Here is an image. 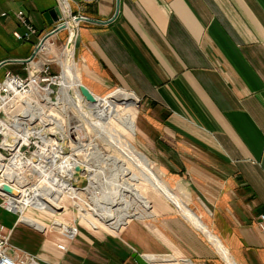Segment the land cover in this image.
I'll return each instance as SVG.
<instances>
[{
    "label": "crops",
    "instance_id": "0c3cea01",
    "mask_svg": "<svg viewBox=\"0 0 264 264\" xmlns=\"http://www.w3.org/2000/svg\"><path fill=\"white\" fill-rule=\"evenodd\" d=\"M59 1L0 0V78L5 71L23 77L46 60L56 74L57 55L73 33L80 83L113 106L125 98L100 96L115 88L138 101L137 143L180 201L150 181L171 201L157 195L149 211L138 201V213L92 209L115 233L70 224L74 234L43 238L34 229L35 247L24 251L42 264H137L133 253L148 264H264V233L254 225L264 211V0H118L116 10V0H65L66 28L33 55L54 27L43 15ZM17 11L35 29L27 40L13 36L24 31ZM20 68L24 74L15 72ZM112 116L129 128L124 114ZM27 212L31 217L24 212L1 225L9 240L16 223L34 228L35 219L50 235L49 216ZM79 215L96 228L87 213Z\"/></svg>",
    "mask_w": 264,
    "mask_h": 264
},
{
    "label": "rangeland",
    "instance_id": "374dc122",
    "mask_svg": "<svg viewBox=\"0 0 264 264\" xmlns=\"http://www.w3.org/2000/svg\"><path fill=\"white\" fill-rule=\"evenodd\" d=\"M63 50H65V47L63 48ZM63 50L60 52V54L66 52V50L65 52ZM60 54L57 55V62H60L65 58L64 55H62L64 56L62 57ZM68 62L73 63L71 60H69ZM55 66L58 70V66ZM73 71L76 78L78 79L75 67ZM15 72L24 74V71L21 68ZM54 90H57L56 87H54ZM57 91L58 93L57 96H55V99H53L55 92L51 96V99L53 101H55L56 98H59L60 86ZM42 93H48V91L46 90L38 93V91L33 90L30 91L27 97L29 98V95L32 97L35 96L39 101L38 104L46 109V113L43 116L37 117L31 112L30 118H36L38 121L42 122L43 125L49 124L48 128H58L65 136H67V133L70 131V136L65 142L63 152H65L66 154L70 152L72 154V163L79 161L78 159H84V164H88L89 169L91 170L88 171V168H84L85 172L80 173L79 175L74 174V176H76V178L74 179H67V175H63L62 177L64 178V180L69 181L73 187L70 185H59L58 183L53 181L51 177H44L38 186V189L41 192H44L42 193L43 195L37 191L38 196L33 198V201L42 207H35L36 209L38 208L37 210L22 207L19 208V216H21V218L24 212L28 217H31L28 215L27 210H30V212L33 213L38 212L39 214L41 213L43 215L46 214L49 216L51 227L50 235H47V233L49 232L47 224L35 218L33 219H35L37 223L34 228L21 222L16 223V225L12 227V235L9 240L11 248L13 246L22 250L30 251L34 249L35 246L33 245H35V243L33 240L37 237H35L32 231L37 230L36 232L39 233L43 238L51 236L55 233L62 234L68 232V230L55 223V221L58 219H60L63 224H67L69 227L70 224L77 226L78 230L79 228L84 227L90 231L93 230L102 233H115L113 232L114 228L104 224L96 218H99V216L93 213L92 209H98V211L103 212L105 211V208L108 207L127 209L123 204H121V206L118 204L109 205L103 204L102 201H100L102 204H97L94 200L91 199L93 194L97 196V198L100 197L99 192H97V190H93L94 186L96 184H100V182L104 180V177L108 178L110 176L112 161H109L108 158L114 156L115 162L119 158H121L122 160V157L120 156L122 153H120L119 151L116 152V150L114 151L113 147L108 144V140L102 135L100 129L97 128V125L95 126V124L93 123L88 124L85 119H81L79 112H77V110L69 102L61 104L62 106H60V104H47L41 97ZM111 93L120 94L123 98H125V103L120 105L115 104V106H113L107 101L94 96L96 100L95 102H90V104H93V106L92 104L91 106L99 114H103L106 117L105 121L107 122V124L113 127L114 130L118 131L133 146L135 151H138V153L146 159L145 163L147 164V167L151 171V173H153L158 178L161 184L168 190L171 195L178 199L175 193H173L168 188L169 185L161 176L158 165L151 161L150 156L146 152L144 147L138 145L137 143V139L135 136V122L137 121L138 117V114L136 112L138 110V102L135 106L130 94L122 88L112 89L100 97H105L107 95H110ZM104 106H106L107 109H105ZM102 110L107 111V114L102 113ZM116 112L124 114L126 120L128 121L129 128L122 126L119 122H117V120H115V118H113L112 115ZM49 113H51L53 117L50 116ZM59 122L62 123L60 124ZM95 147H97L100 155L105 157L107 160L102 162V159L94 154V152L96 151V149H94ZM102 168H104V171L101 170ZM92 172L94 173L95 177H93L92 182L88 184L86 176L88 175V173H91L92 175ZM58 176L61 178L60 175ZM119 180H121L123 190L133 199H135L137 203L140 202L147 211H149L150 209L149 200L156 198L157 195H161L167 200H170V198L166 197L167 195H165L162 191L154 188V186L151 184V182L155 183L153 179L149 178L144 172L137 170L129 163L126 164L124 172L122 173V176L119 178ZM85 207H87L88 210H86ZM84 213H87L88 219L96 225L95 229H91L85 222L81 220L79 214ZM15 217H17V214L0 210V225H2L4 228L10 227ZM31 234L34 236L28 237Z\"/></svg>",
    "mask_w": 264,
    "mask_h": 264
},
{
    "label": "built area",
    "instance_id": "2783aa9c",
    "mask_svg": "<svg viewBox=\"0 0 264 264\" xmlns=\"http://www.w3.org/2000/svg\"><path fill=\"white\" fill-rule=\"evenodd\" d=\"M60 9L65 12L67 3L65 0L59 1ZM15 17L18 23L24 27L22 33H13V36L18 40H27L30 35L35 33V29L26 21L22 11L15 12ZM82 17V16H79ZM71 20L78 18L71 16ZM75 21V22H76ZM73 44V33H70L66 39L65 48L71 50ZM42 46L39 48L41 49ZM51 61L46 60L34 68H26V75L19 76L5 71L0 78V164H8L11 159L13 151L19 154L23 160H28L26 166L22 167V173L27 180L23 188L28 193V183L36 182L35 173L38 167L51 168L54 160L58 159L64 163L67 155L62 147V141L66 142L70 136V131L63 139L55 132L50 131L49 124L43 125L36 118H30V113L36 110L38 99L33 96L28 98L31 88H35L38 92L48 91V97L51 98L55 92L53 99L57 94L59 85L58 78L61 73V66L57 62L58 71L56 74L50 73ZM56 87L57 90H54ZM30 96V95H29ZM42 129V136L39 137L37 132ZM54 130V128H53ZM65 145V143H64ZM61 146V148H60ZM42 151V152H40ZM61 155V157H56ZM21 160V159H20ZM79 166L82 171L74 172L73 166ZM71 167L72 174L83 173L82 161L79 159ZM2 185H6L14 189V184L3 180ZM1 185V186H2ZM69 185L71 183L69 182ZM0 186V207L8 212L16 213L19 221V213L12 210V201L15 199L10 196V193L1 189ZM73 187V186H72ZM11 202V204H9ZM255 227L264 233V211L260 212L254 221ZM76 232L75 226H70L67 233L74 234ZM9 230H5L0 225V264H42L38 257L34 254L28 253L20 248L13 247L9 243ZM56 247L60 250L64 249L63 245L57 244Z\"/></svg>",
    "mask_w": 264,
    "mask_h": 264
},
{
    "label": "bare ground",
    "instance_id": "6f19581e",
    "mask_svg": "<svg viewBox=\"0 0 264 264\" xmlns=\"http://www.w3.org/2000/svg\"><path fill=\"white\" fill-rule=\"evenodd\" d=\"M65 50H64L65 53L60 54L61 56L62 55L65 56L64 60L58 62L61 66V73L58 78L59 85H60L59 98H56V100L53 101L51 98L48 97L47 93H42L41 97L43 101L47 104H55V105L60 104V106H62L61 104L65 102H69L77 110V112H79L81 119H85V121L88 122V124L93 123L95 124V126L97 125V128L100 129L102 135L108 140V144H110L113 147L114 151L116 150V152L119 151L120 153H122L120 155L122 157V160L121 158H119L115 162L114 156L108 158L109 161H112V167L110 168V176H109L110 178L104 177V180H102L100 184H96L94 186L93 190H97V192H99L100 194V197L97 198V196L93 194L94 196L92 195L91 199L94 200L97 204H102V203L109 204V205L118 204L120 206L121 204H123L127 208V210H130L131 212H134V213H138L140 204L137 203L135 199H133L130 195H128L123 190L122 185H121V180H119V178L122 176V173L124 172L126 164L129 163L137 170L144 172L149 178L153 179L155 184L160 189L164 191L165 189L162 187L158 179H156L151 173V171L148 169L147 164L145 163L146 159L141 154H139L138 151H135L133 146L118 131L114 130L113 127L107 124V122L105 121L106 117L103 114H99L97 111H95V109L92 107L93 106L92 103H91L92 104L91 106L90 102L84 100L83 97L79 94L77 90V85L78 83H80V81L78 82V79L76 78L74 74L73 63L68 62L69 60H71L72 50H70L69 48H66ZM33 90L37 91L35 88L32 87L30 91H33ZM29 98H32V96H29ZM95 100L96 99L94 97V102ZM32 113L35 116L40 117L46 113V109L41 107L37 103L36 110L33 111ZM49 114L50 116H52L51 113ZM40 123L42 124V127H43V123L42 122ZM59 123L61 124L62 122H59ZM49 129L50 131L57 133L61 139L66 137L65 135H63V133L58 128H55L54 131L51 127ZM40 130H38L37 132L39 137L42 136V131ZM64 143L65 142L62 141V144H61L62 147L64 146ZM94 149H96L94 154L99 156L102 159V162L107 160L105 157L100 155V152L98 151L97 147H95ZM69 153L65 156L64 163H61L60 160L58 162V159L57 160L55 159L54 162L52 163L51 168L49 169H48V166L38 167L37 168L38 170L35 173H33L34 176L37 177L36 182L28 183L27 187L29 191L28 193H26V190L23 188L24 187L23 185L27 184V180L24 178L23 175H20V173H22V167L26 166L28 160H23L22 158L19 157L18 153L13 151L11 154L10 162L6 165L0 164V186L2 185L1 182L3 180L7 182L9 181L15 185L13 192L10 193V196L15 199L14 201H12L13 204H11V202L9 203L13 207L12 210L19 209L20 207L22 208L42 207L39 204H36L33 201V198L38 196V192H40V194L44 193L38 189V186L44 177L46 178L51 177L53 181H55L59 185L69 186V181L64 180L62 176L67 175V179L76 178V176H74L71 172V167L75 163L79 162L77 161L75 163H72L73 157H71L72 154L71 153L69 154ZM56 157H61V155L56 156ZM83 160L84 159H81L82 166H83L82 168L84 172H85L84 168H88V171L91 170L89 169L88 164H84ZM23 170H24V167H23ZM101 170L104 171V168H102ZM58 175H60L61 178ZM93 177H95L94 173L92 175L91 173H88V175L86 176L88 184L92 182ZM167 194L170 196L169 193ZM172 200L178 203L179 205H181L179 201L175 199L174 197H172ZM100 201H102V203ZM142 214L144 215V212Z\"/></svg>",
    "mask_w": 264,
    "mask_h": 264
},
{
    "label": "water",
    "instance_id": "95a60500",
    "mask_svg": "<svg viewBox=\"0 0 264 264\" xmlns=\"http://www.w3.org/2000/svg\"><path fill=\"white\" fill-rule=\"evenodd\" d=\"M117 5H118V0H116V2H115V10L117 9ZM43 16H44L45 20L47 21V23L49 25H53L54 27L49 32H47L46 34H44L42 36V38L37 43V45L35 46V48H34V50L32 52L33 55L39 50V48L42 46L44 40H46L50 35H52L53 33L57 32V31H60V30L66 28L67 22H68V18H69L68 16L65 15V12H63L60 9V7L57 6V5L53 6L51 9L47 10L46 13H44ZM77 18L78 19H84V17H77ZM86 20L94 21V20H91V19H86ZM73 21H76V18ZM94 22L103 23L104 21L103 22L94 21ZM77 44H78V39L75 38L74 39V43H73V47H76ZM32 56L31 57H27L25 59L6 60V62L9 61V62L26 63V62L30 61ZM3 62H5V61H2L0 63V65ZM77 90H78L79 94L83 97L84 100H86L88 102H94V97H93L92 93L84 85H82L81 83H78ZM73 170H74V172L82 171V169L79 166H77V165L73 166ZM1 189L6 191V192H8V193L13 192V189L8 187V186H6V185H2ZM132 257H133L134 261L137 264H148L146 262V260L144 259V257L142 255H140V254L133 253Z\"/></svg>",
    "mask_w": 264,
    "mask_h": 264
}]
</instances>
